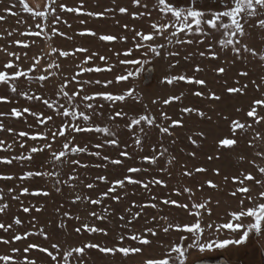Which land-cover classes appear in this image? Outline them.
<instances>
[{"label": "snow or ice", "instance_id": "6c2138e0", "mask_svg": "<svg viewBox=\"0 0 264 264\" xmlns=\"http://www.w3.org/2000/svg\"><path fill=\"white\" fill-rule=\"evenodd\" d=\"M112 3L115 5L116 0H112ZM130 4L136 8L135 11H130L129 6H119V13L146 20L149 30L145 31L143 27L139 30L135 27L128 29V25L124 24L123 28L132 33L131 43L122 51L113 52L115 63L110 62L111 57L84 45L70 51L49 45L51 53H57L59 57L83 55V59L75 65L74 74L64 76L50 90V94L47 87L50 78H59L62 71L58 60L46 63L41 70V58L34 57L29 66L23 67L26 53L22 57L18 52L0 47V51L9 57L0 64V85L4 86V90H0V103H13L9 93L25 101L39 102V106H20L17 101L10 110L0 111V132L12 133L15 137L12 143L0 139V151L11 152L16 145L21 150L19 154L0 155V164L11 166L16 163L21 167L26 163L32 165L36 170L23 171L18 177L21 181L29 178L49 181L57 194L63 195L65 188L69 190L72 206L78 203L85 205L84 216L73 214L70 210L61 213L63 204L56 209L57 214L62 216L56 227L65 234L64 244L59 240L53 241L45 225L37 227L39 222L35 216L27 221V228L16 227L25 224L18 215L11 222H0V230L8 234L7 238L0 235V245L3 246L0 247V264H90L86 257L92 250L113 258L119 255L122 258L120 264H123V258L143 255L144 246H151L153 238H158L161 232L168 235L173 230L178 234L176 239L167 245L161 244L163 251L160 255L144 259L143 264H194L190 261L193 250L200 255L229 253L232 248L245 245L250 237L264 236V165L256 164L255 161V157L264 160V148L256 151L254 158L247 161L253 165V170L238 168L235 174L224 176V184L234 186L227 195L235 201V205L227 206L228 210L219 218L223 222L205 221V214L208 217L213 214L212 199L196 201L193 199L195 192L192 187L170 189L176 197L187 193L184 202L152 191L155 187H169L172 169L179 163L169 147L177 143L175 129L187 127V118L193 114L212 121L208 112L214 109L188 106L183 102L189 95L217 103L223 100V96L208 89L206 79L198 75L204 71L202 62L219 61L221 66L212 69L219 74L226 73L237 62L252 58L264 65V0H219L216 8H205L201 6L200 0H184L182 5L178 0H130ZM17 8L19 11L15 10ZM112 11L113 8L86 10L85 0H79L75 6L70 5L69 0H42L35 4L28 0H10L0 10V21L6 20L3 14L6 13L17 17V24H23L27 21L19 18L20 12L28 13L34 21L35 30L29 27L20 33L21 36L44 37L48 41L56 36L73 40L72 36L56 27L62 22L63 14L83 13L87 17H105ZM63 23L67 24V21ZM79 23L86 25L87 22L81 19ZM12 35L13 32H7V36ZM76 35L96 38L101 42L129 41L127 35L98 34L90 27H83ZM257 35L260 37L259 42L256 41ZM12 43L25 49L30 46L21 39ZM95 60L102 61L103 66L95 64ZM193 60L197 61L194 68L176 71L181 61ZM158 61L167 63L168 71L162 75L160 84L169 86V91L151 100V105L156 109L154 113L149 104L143 103L134 82L142 72L150 71L147 65ZM117 67L122 68V71L112 79H81L83 74L88 73H114ZM238 75L248 78L249 72L240 71ZM114 83L131 86L116 91L90 90L92 86L99 85L108 89ZM250 83L257 95L250 97L247 105L232 106L233 111L227 115L215 112L216 127L220 128V122L225 125L215 141L217 159L221 151H234L241 143L247 148H255L256 141H264V132L258 130L264 126V75L259 77V81L251 80ZM234 84L239 86H229L225 80L224 92L248 96V83L240 85L237 79ZM192 86L200 88L192 90ZM129 100L133 102L131 105L127 103ZM173 107H177L178 111L170 113ZM29 117L32 123L28 122ZM8 118H17L26 127L16 131L13 126H6L5 120ZM149 129L157 130L158 134V140L151 145V150L144 143ZM249 130L253 133L250 139L247 136ZM206 138L203 130L193 131L187 136L192 145H196L198 139ZM107 148L112 151H102ZM188 155L195 157L196 153L189 152ZM37 156L42 159L37 161ZM213 158L212 155L207 156L209 161ZM237 159L243 162L245 156L239 155ZM180 167L183 177H193L194 173L204 174L208 171L205 167L189 169L186 164ZM93 169L102 170L103 174L82 176V172ZM212 171L220 175V169L214 168ZM13 179V175L0 172V181ZM205 185L210 189L219 188L212 179L199 182L196 188L203 191ZM129 186L142 189L148 194L147 199L142 203L132 200L127 207L121 208ZM14 191L13 187H8L7 195L12 201L20 203L23 213H29L33 208L37 213L42 210L43 206H24L20 199V196L30 193L29 187L21 186L20 195H12ZM30 194L47 197L50 192L37 187ZM3 201L5 192L0 188V214H6L11 206ZM220 204L219 200L215 201L217 208ZM160 205L182 209L191 219L183 223L172 222L166 215L149 213L148 210L158 209ZM88 206H98V209ZM141 218L144 227L137 229L134 224ZM71 220L79 223L70 233L66 231V221ZM112 220L116 221L113 227L101 226ZM160 221L164 222L163 226ZM47 227L51 228L52 223L48 222ZM84 233L89 238L80 239L74 245L67 244L73 234L83 236ZM92 234L106 238V242L95 239ZM31 237H42L47 244L31 240ZM190 237L191 242H188ZM130 242L138 246H132ZM33 251L41 255H30Z\"/></svg>", "mask_w": 264, "mask_h": 264}, {"label": "rangeland", "instance_id": "374dc122", "mask_svg": "<svg viewBox=\"0 0 264 264\" xmlns=\"http://www.w3.org/2000/svg\"><path fill=\"white\" fill-rule=\"evenodd\" d=\"M10 0H0V10L4 6L9 4ZM29 3H41L42 0H28ZM79 0H69L70 5L75 6L78 4ZM178 2L182 5L184 0H178ZM98 4V6H97ZM201 6L205 8H216L219 6V0H200ZM86 10L91 11H102L105 8H113L112 12L106 14L105 17H87L83 13H65L62 16V22L56 27L61 31H64L68 36H72L73 40H68L65 37H53L52 41L46 40L44 37H27L21 36V32H25L29 27L34 28V21L29 18L28 13L20 12V19H25L27 22L23 24H17V17L9 16L6 13H3L6 16L5 21H0V47L7 48L8 51L18 52L22 57H26L22 61V66L27 67L30 63L33 62L34 57L41 58L40 69L42 70L46 63L51 62L53 59L58 60L62 65V71L60 73L59 78L51 77L50 81L47 84V87L50 90L55 86V84L59 83L64 76H70L74 74L76 71L75 65L79 63L83 59L82 54H77L76 57H59L57 53H51V47H58L62 50H71L77 46H87L92 51H98L101 55H105L111 57L110 62L115 63V57L113 56V52L115 50H123L130 46L132 33L128 30L133 27L138 30L143 27L145 31H148L147 21L144 19H134L128 13H119V6H129L130 11H135L136 8L132 7L130 4V0H116V4L113 5L112 0H85ZM19 11V8L15 9ZM81 19L86 20V25H81L79 21ZM66 20L67 24L63 23ZM127 24L128 29L123 28V25ZM68 25H71L69 28ZM83 27H90L96 30L99 33L103 32L106 34H116V35H127L129 37L128 43H123L120 41H112V42H101L96 38L92 37H81L76 35L78 31H80ZM15 29V31H13ZM7 32H13L11 37L7 36ZM21 39L26 40L29 43V47L27 49L23 48L21 45L13 44L12 41ZM259 35L256 36V41L259 42ZM34 41V43H33ZM195 47V46H193ZM110 49L112 51H110ZM188 51L192 49H186ZM184 54V51L181 52V55ZM123 58V57H121ZM9 59L5 52L0 51V64L6 62ZM197 61L193 60L191 62L181 61L180 67L176 71H188L191 68H194L195 63ZM95 64H99L103 66V62L99 60L94 61ZM154 65V83L153 88H147L143 86V72L141 76L134 82L137 85L136 90L141 94L143 98V103L149 104V107L152 108L155 113L156 109L151 105V100L157 98V96L164 95L169 91V86L160 84V80L162 79V75L168 71L167 63L164 61H158L153 64ZM148 66V65H147ZM146 66V68H147ZM202 66L204 71L198 75L202 76L207 81L208 89L215 90L218 94L223 96L222 102H212L206 98H197L195 96L189 95L188 98L183 102L184 105L188 106H197L202 109H214L215 111H209L208 115L212 116V121L207 120V118H199L194 114L191 118L188 119L187 127L177 128L175 129V136L177 138V143L175 145H169L172 154L177 156L178 164L172 169V178L169 180V187L160 188L155 187L152 189L154 193H161L170 195L171 198L178 199L181 202L185 201V198L188 196L187 193H184L180 197H176L174 193L170 192L171 188H179V187H192L195 196L193 199L196 201H202L208 198L212 199V210L213 214L211 217H208L205 214L204 219L206 222L210 221H220V217L224 215V213L228 210V205H235V201H233L228 195V191L232 190L234 187L230 183L228 185L224 184V176L235 174L238 168L253 170V165L249 164L247 161L252 160L254 158V154L256 151L260 150V148H264V141H256L255 148H247L244 143H241L238 147L234 149V151L223 150L219 153V159L215 158L217 156V150L215 148V141L218 138V135L221 131L224 130L225 125L223 122H220V128L216 127L217 116L215 112H221L223 115H227L233 111L232 106H242L247 105L249 102V98L257 95L254 91V86L251 85V80L259 81V77L264 75V65H261L256 62L255 58H252L247 61H240L235 64V66L229 68L226 73L219 74L214 72L212 69L220 65L219 61H208L204 60L202 62ZM122 71V68L117 67L114 73H88L83 74L81 79L92 78V79H112L113 76ZM240 71H248L249 77L243 78L239 77L238 73ZM36 74H39L37 72ZM240 81V85L245 83L249 84L248 96H237L235 94L229 95L224 92V82L228 81L229 86H239L235 85V80ZM181 85H184V82H181ZM126 86H131L130 84H113L108 89H104L103 85L92 86L90 90H109L116 91L122 90ZM33 87H36L33 85ZM71 87V86H70ZM187 88V86H184ZM200 86H192V90L199 89ZM0 90H4V86L0 85ZM207 91V89H205ZM11 97H13V103L3 104L0 103V111H8L10 108L18 101L20 106H25V104H35L39 106V102L35 101H25L22 97H17L16 94L9 93ZM128 105H131L133 102L129 100ZM140 107V105H137ZM45 111H48L45 109ZM170 113L173 111H178L177 107H173L169 110ZM158 114V113H157ZM28 122L32 123V118H28ZM6 126H13L16 131L23 130L26 126L23 124L21 120L17 118H8L5 120ZM41 131L43 128L41 127ZM203 130L206 134V139H198V143L196 145H192L190 141L187 140V136L190 135L193 131ZM258 130L264 132V126H261ZM241 136L244 133H240ZM253 135L252 131L249 130L247 133L248 138L250 139ZM14 135L12 133L0 132V139H5L8 143H12L14 140ZM195 138V137H194ZM158 140L157 130H148V134L145 136L144 143L148 146V150H151V145ZM167 144L168 141L165 140ZM31 145V142H29ZM19 146L16 147L11 152H3L0 151V155H14L20 153ZM102 151H112V149L107 148ZM189 152H195V157H191L188 155ZM212 155L213 160H207V156ZM243 155L245 156V161L241 162L237 159V156ZM37 161L41 160L42 157L37 156ZM95 161V158H92ZM256 164L264 165V160L259 157H255ZM186 164L189 169L194 167H205L208 171L204 174H195L193 177H183L181 175L183 169H181L180 165ZM156 167V166H153ZM214 168L220 169V175H216L212 170ZM27 170H36L34 166L25 164L23 167L21 165L14 163L11 166H7L4 164H0V172L5 174H11L14 176L12 181H0V188L4 189L5 192V201L10 203V209L6 211V214H0V222H11V219L14 216H19L21 219L25 221V224L22 226H16L18 229L23 227L27 228V221L31 219V217L35 216L37 221V227L41 224L45 225L46 229L50 232L52 236V240H59L62 244L65 243V234L61 230L57 229L56 225L62 219L60 214H57L56 209L60 207L61 204L64 207L61 209V213L64 210H70L73 214H80L84 216L85 214V205L78 203L76 206H72L70 203V192L67 188L64 189L63 195L57 194L54 190H52L51 182L42 180L40 178H29L27 180L21 181L18 177L22 175L23 171ZM111 170V168H110ZM96 174H103L102 170L93 169L89 172H82V176H94ZM206 179H212L219 188L210 189L207 185H205L203 191H198L196 186L199 182H202ZM29 187L30 193L37 187L44 188L50 192V195L47 197L44 196H33L30 193L20 196V199L23 201L24 206L34 205L36 207H42V210L37 213L35 208H33L29 213H23L20 207V203L18 201H12L11 197L7 195V188L13 187L15 191L12 195H20V187ZM101 187H103L101 185ZM126 200L123 205L120 207H127L132 200H136L137 202H144L147 199L148 194L144 193L142 189L136 186H129L126 192ZM95 197V194H93ZM219 200L221 202L220 207L217 208L215 206V201ZM89 208H97L98 206H88ZM150 214L157 215H166L169 217V220L172 222H180L183 223L185 221L190 220L187 213L182 209H177L172 205H160L158 209H150L148 210ZM48 222L52 223V227L48 228ZM67 223V232H72L74 227L78 225V221L71 220L66 221ZM116 223L115 220L111 222H105L101 226L105 227H113ZM164 222L160 221V225L163 226ZM134 227L137 229H141L144 227V220L139 219L138 223L134 224ZM0 235H4L6 238L8 234L3 233L0 230ZM95 239L100 240L101 242H106V238L99 236L97 234H92ZM178 234L173 230L168 235L163 234L162 232L158 236V238H153L151 246H144V254L136 255L129 258H123V264H143V260L150 257H158L163 249L160 248L161 244H169L170 241L176 239ZM89 235L84 233L83 236H77L73 234L71 239L67 240V244H76L80 239H87ZM205 238H207V232L205 233ZM223 238V234H222ZM31 240H37L39 242H43L47 244V242L43 241L42 237H31ZM110 239V237L108 238ZM191 242V237L189 241ZM126 243H129L126 241ZM132 246H138L135 242H130ZM264 236L260 237H250V239L246 242L245 245L238 246L232 248L229 253L224 252H215V253H205L203 255L198 254L196 251H192L190 253V261H193L194 264H264ZM0 247H3L0 245ZM30 255L39 256L38 252L33 251ZM86 259L90 262L94 261L95 264H120L121 257L118 255L113 258L112 256H106L100 254L94 250L90 252V255L86 257Z\"/></svg>", "mask_w": 264, "mask_h": 264}, {"label": "water", "instance_id": "95a60500", "mask_svg": "<svg viewBox=\"0 0 264 264\" xmlns=\"http://www.w3.org/2000/svg\"><path fill=\"white\" fill-rule=\"evenodd\" d=\"M150 71L143 72V86L152 89L154 83V65L150 64L147 66Z\"/></svg>", "mask_w": 264, "mask_h": 264}]
</instances>
